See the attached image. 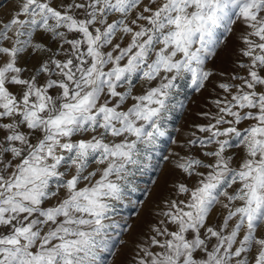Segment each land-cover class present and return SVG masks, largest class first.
I'll return each mask as SVG.
<instances>
[{"label":"snow or ice","instance_id":"obj_1","mask_svg":"<svg viewBox=\"0 0 264 264\" xmlns=\"http://www.w3.org/2000/svg\"><path fill=\"white\" fill-rule=\"evenodd\" d=\"M53 3L0 19V264H103L180 82L206 87L218 30L236 23L244 74L217 85L207 135L188 141L204 159L174 162L196 179L173 186L184 198L163 201L129 264H264V0Z\"/></svg>","mask_w":264,"mask_h":264},{"label":"rangeland","instance_id":"obj_2","mask_svg":"<svg viewBox=\"0 0 264 264\" xmlns=\"http://www.w3.org/2000/svg\"><path fill=\"white\" fill-rule=\"evenodd\" d=\"M20 0H0V19H6L14 14V10ZM60 0H54L53 6H56ZM147 2V0H145ZM242 25L236 23L231 33H223L218 30V37L221 41L214 51L212 57L206 60L205 68L210 70L213 75L206 81V87L200 92L187 87L186 82H180L179 95L170 102V104L179 102V105L170 109V113L165 120L163 127L165 135L160 137L155 145L148 149V156L144 160V168L131 177L132 186L135 191L127 192L123 202L118 205V212L114 220L119 224V228L109 229L111 238V249L109 252L101 253L103 264H129L133 255V249L136 242L149 232V226L157 223L160 217L156 212L164 207L165 199H183V196H176L174 185L187 183L189 186L196 179L188 177L177 169L174 162L180 157L194 156L204 159L202 152L204 149L190 147L188 141L193 139V133L196 137H205L207 133H200L198 125H207L210 120L201 115V113H215L217 109L211 101L220 98L223 99L227 94L219 89V83H231L233 74L243 75V70L236 66V61L246 59L240 56L238 49L243 47L238 39ZM37 39H44V42L51 44L46 38L37 36ZM127 43V41H123ZM27 68H32L36 59L22 58L19 62ZM28 72L23 75L28 76ZM239 83V81H235ZM147 87V85H145ZM16 91L15 88H11ZM135 91H141V85L137 81ZM129 104L131 101L128 102ZM214 122V121H212ZM243 125H241L242 127ZM209 145L208 148H212ZM236 153V160L240 159L241 153L233 149ZM167 158V159H166ZM210 159V158H209ZM221 218V209L217 206L212 212V218L209 223L219 222Z\"/></svg>","mask_w":264,"mask_h":264}]
</instances>
